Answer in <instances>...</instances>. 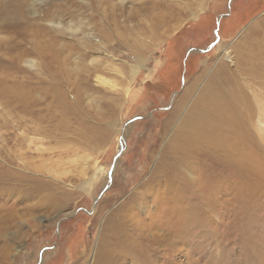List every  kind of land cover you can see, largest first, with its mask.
Instances as JSON below:
<instances>
[{
	"label": "rangeland",
	"instance_id": "1",
	"mask_svg": "<svg viewBox=\"0 0 264 264\" xmlns=\"http://www.w3.org/2000/svg\"><path fill=\"white\" fill-rule=\"evenodd\" d=\"M257 30L264 0H0V264H264ZM199 96L255 116L193 143Z\"/></svg>",
	"mask_w": 264,
	"mask_h": 264
},
{
	"label": "bare ground",
	"instance_id": "2",
	"mask_svg": "<svg viewBox=\"0 0 264 264\" xmlns=\"http://www.w3.org/2000/svg\"><path fill=\"white\" fill-rule=\"evenodd\" d=\"M35 2L36 1H33V3H32V5L34 7L37 6L36 5L37 3H35ZM153 28L151 27V29H153ZM259 33H261L260 35L262 36V38H261L262 42H259V43H258V41L256 42V43H258V45H257V47H255L253 49V51H254V53L256 55H258L257 53H259L260 51L264 52V30L262 32L257 30L255 32L256 35L259 34ZM259 54H261V53H259ZM252 66H254V65H251L250 68ZM223 68H225V67L223 66ZM250 70H251L250 72H252V71L254 72L255 71L252 68ZM233 79L234 78H232V80H230L229 82H231L233 87H236V83L233 84V82H234ZM212 82H215V79ZM187 95H188V97H190L189 94H187ZM187 95L185 96L186 100L188 98ZM221 97L229 100L228 97H225V96H221ZM206 99L208 100L209 103H212V102L215 101L214 98L211 99V98H204V96H199L197 98L196 102H195V105L193 106V107L196 108V113H197V116L195 118H190L191 114L181 113L182 112V107H179L177 109L178 111H176V115H178L176 121L179 122L182 126H184V129L186 130L187 135L189 137H190V135H193L192 136L193 141H191L193 143L194 142L197 143L196 139H197V137L199 136V133H200V132H198V130L201 127L204 128V124H206L208 128L216 131L221 136L223 132H222L220 126H222V128H226V127L232 125L233 123H235V122L228 121L229 118L230 119H238V122H239L240 119L246 120V118H252V120H253V118L255 116L254 109L249 104L241 103V104L238 105L239 108H233V103H231V107H230V110L228 112V115L227 114L224 115V113L227 111V109H221L220 107L216 108L215 105H207V103L205 102ZM206 108H209V109L207 110ZM263 110H262V112L261 111L260 112L263 113ZM250 112H251V114H249V116H246V113H250ZM200 113H204L205 116H203ZM219 115H222V116L219 117ZM238 122H237V125H236V130H237V127L240 124ZM236 130H232L231 133H235ZM248 133H249V135H251L250 132H248ZM183 134H185V131H183ZM238 134H239V132H238ZM203 135H204V137H206V132H203ZM177 137L180 138L181 137L180 134H177ZM183 143H184V140L181 141L180 148H181ZM197 147H199L198 144H197ZM178 150H179V148H178ZM181 175H184V174L181 173ZM105 256H106L105 260H109L110 259L107 255H105ZM109 256H111V255H109Z\"/></svg>",
	"mask_w": 264,
	"mask_h": 264
},
{
	"label": "crops",
	"instance_id": "3",
	"mask_svg": "<svg viewBox=\"0 0 264 264\" xmlns=\"http://www.w3.org/2000/svg\"><path fill=\"white\" fill-rule=\"evenodd\" d=\"M230 10V9H229ZM233 15V14H232ZM231 17V16H230ZM255 34V33H254ZM261 38H262V36L260 35V40H259V42H262L261 41ZM258 42V43H259ZM258 43L257 44H255L254 45V43L253 44H251V46L250 47H248V45H245V48L247 47V51L245 52V56H244V62L248 65V69L250 70L251 68H250V66L251 65H253L252 63H250L249 61L251 60V58H253V60H254V55H256L255 53H254V51H253V49L255 48V47H257V45H258ZM250 45V44H249ZM245 48H243V49H245ZM261 52V51H260ZM257 54H259V53H257ZM249 64H248V63Z\"/></svg>",
	"mask_w": 264,
	"mask_h": 264
}]
</instances>
